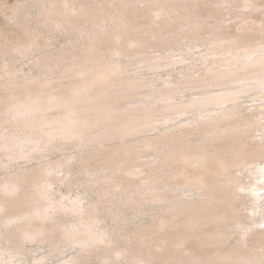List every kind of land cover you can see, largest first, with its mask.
Returning a JSON list of instances; mask_svg holds the SVG:
<instances>
[{
    "label": "rangeland",
    "instance_id": "rangeland-1",
    "mask_svg": "<svg viewBox=\"0 0 264 264\" xmlns=\"http://www.w3.org/2000/svg\"><path fill=\"white\" fill-rule=\"evenodd\" d=\"M191 1L0 0V202L30 198L37 210L14 222L11 209L0 210V264H139L151 253L150 264H264V202L256 208L250 197L229 196L246 193L239 187L250 182L254 161L207 177L226 197L211 207L206 184L190 180L197 167L168 156L179 141L224 134L203 118L201 102L184 114L172 102L192 103L211 90L202 75L218 57V32L264 36V0L250 7L244 0ZM220 54L218 64L235 62ZM86 65L116 68L110 91L118 99L107 100L118 114H141L138 130L53 134L45 123L58 109L43 113L18 103L28 90L76 80ZM237 103L244 113L224 120L232 123L228 133L255 142L261 127L250 111H264V102L247 94ZM257 118L264 122L263 114ZM10 178L22 180L20 189H7ZM191 203L202 217L190 227L176 208ZM39 228L45 231L27 235ZM177 232L187 234L180 244L160 242Z\"/></svg>",
    "mask_w": 264,
    "mask_h": 264
},
{
    "label": "bare ground",
    "instance_id": "bare-ground-1",
    "mask_svg": "<svg viewBox=\"0 0 264 264\" xmlns=\"http://www.w3.org/2000/svg\"><path fill=\"white\" fill-rule=\"evenodd\" d=\"M192 1L190 3H192ZM253 1L254 0H244V7L253 6V4H251L253 3ZM166 9L167 8H165V10ZM198 9L196 11H198ZM201 15L203 14L201 13ZM222 33L223 32L217 33L219 34V37L216 34V38H218L215 43H217L215 44L216 47L212 50V53L218 57L220 53L229 54L230 57L228 58V60L231 61L232 59H234L235 62H232L231 64L229 63L226 65H221L218 64L217 61H219V58L217 57L218 60L216 59L217 61L215 60L212 66L208 68L207 73L202 75V81H205L206 86L210 87L211 90L207 88V90L209 89L210 91L206 93L201 99H193L192 103L191 101H173L172 105L176 106L177 108L184 109L186 108V106H189V103L191 105L197 102H201L205 105L201 112L203 118H206L209 121H213L215 128L220 132H223L224 134L214 136L211 139L205 141H179V145L174 150H172L168 156L170 158H174L178 162L191 164L197 167V173L192 177H190V175V180L206 184V186L208 187L206 195L208 202L211 204V207L215 206L216 203H223L224 201H226V197H221L222 195H218L219 192L217 191V189L219 187V184H216V182H214L215 184H213V182L210 183L209 181H207V177L210 178V175L212 177V175L215 176L226 173L232 166L241 161L246 162L248 161V159L250 161H254L255 165L249 168L248 171L250 173L248 177L251 178L250 182H246L243 180L244 182H242L239 187L240 190H242L243 192L245 191L246 193L235 191L236 193L230 194L229 196L230 198L232 197L236 199L250 197L256 202V208H260L262 207V203L264 202L262 201V199H264V192L261 194L258 193V191L260 189H264V186L261 185V182L264 181V171L259 169L257 165L260 163L259 159L264 158V122H262L263 119H259L257 118V116L259 113L264 115V111L258 110L257 107H255L254 110L250 111V117H252L251 121L261 127L259 128V132L261 131V134L257 135L258 139L255 142H252L249 139V141H246L239 133H228V131L231 129L232 123H224V120L226 118H231L244 113V110H242V108L238 105L237 101L247 94H251V96L253 97L258 96L259 99H262L264 102V36H253L251 34H248L247 31H239L235 34L229 33V36L226 34L227 32L223 34ZM216 38H214V40ZM116 71V68L110 65H101L97 67L86 65L85 67L77 71L76 77L78 78L76 80L61 84L60 86L56 85L49 91L45 92H32L27 89V93L24 94V96L22 95V97L18 99V103L25 107L34 104L38 106L43 113L58 109L59 111L53 112L52 115L46 119L45 123V125H51V128L49 130L55 131L53 134L66 133L67 136L73 137L72 135H75V133L80 134L87 130L96 128H100L102 130V136L107 137L116 132L123 134L132 133L138 130V128L140 127L141 121L144 120L143 116L141 114H118L120 110L115 106V103L107 100L118 99L119 93L112 94V92L110 91V88H112L115 84L113 76ZM208 73H211V75L208 76ZM24 110L25 109H23V111ZM27 111H29V109H27ZM182 113H186V110H182L181 114ZM156 142L158 143V141H155V143ZM21 184L22 180L20 178H10L6 187L8 190L15 192L20 189ZM35 201L36 200H30V198H18L15 200L2 199L0 202V210L11 209L13 211L12 216L8 218V221L10 222H14L17 220H31L35 217V214L37 212ZM198 206L191 203L182 207L178 206L179 208H176V211L177 213L182 212L183 214L187 215V225H190L191 227V225L194 226L197 221H200L202 217V214L199 212L201 207L199 206V208ZM213 213L207 212V215L205 217H214L215 214ZM167 222V220L163 221V224ZM44 231L45 230L43 228H39L33 231H29L27 235L29 237H34L37 234L43 233ZM186 235L187 234H185L184 232H177L174 236L169 235L165 237L163 236L162 238L160 237V242L165 244L173 242L175 245H177L186 239ZM172 244H170V246ZM262 254L264 256V252ZM222 256L223 254H219L217 257L220 258ZM154 257L155 254L151 253L147 257L139 258V260L136 261L139 264H150L151 261H153ZM169 257L166 258L169 259ZM168 259H166L165 262L168 261ZM207 263L208 262L206 261V264Z\"/></svg>",
    "mask_w": 264,
    "mask_h": 264
}]
</instances>
